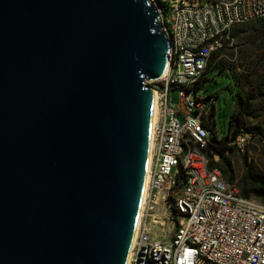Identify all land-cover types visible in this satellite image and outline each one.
I'll use <instances>...</instances> for the list:
<instances>
[{
    "label": "water",
    "instance_id": "obj_1",
    "mask_svg": "<svg viewBox=\"0 0 264 264\" xmlns=\"http://www.w3.org/2000/svg\"><path fill=\"white\" fill-rule=\"evenodd\" d=\"M150 0H0V264H126L170 41Z\"/></svg>",
    "mask_w": 264,
    "mask_h": 264
},
{
    "label": "built area",
    "instance_id": "obj_2",
    "mask_svg": "<svg viewBox=\"0 0 264 264\" xmlns=\"http://www.w3.org/2000/svg\"><path fill=\"white\" fill-rule=\"evenodd\" d=\"M150 1L170 41L169 66L146 83L156 91L158 118L145 204L126 264H264V202L242 195L211 165L206 123L216 101L199 85L233 27L264 18V0ZM245 137L240 133L230 144L242 147Z\"/></svg>",
    "mask_w": 264,
    "mask_h": 264
},
{
    "label": "rangeland",
    "instance_id": "obj_3",
    "mask_svg": "<svg viewBox=\"0 0 264 264\" xmlns=\"http://www.w3.org/2000/svg\"><path fill=\"white\" fill-rule=\"evenodd\" d=\"M241 42L239 38L232 39L224 48L216 60L219 67L209 72L210 79L203 82L202 92L205 95L214 92L218 94L215 97L213 118L208 125L212 137L226 138L236 128V125L232 128L227 126L233 112L237 110L232 99L235 96L233 91L239 89L240 94L236 97L244 101L247 107L242 115L245 122L242 134L246 136L244 145L240 147L232 144L235 148L229 150L224 157L215 156L214 152L210 157L211 161L226 170L225 174L230 182L236 183L249 196L260 199L262 195L259 184L245 179V173L249 169L264 179V49L250 47L248 51L241 50ZM241 60L244 66L241 65ZM228 66L232 68L230 72H227ZM161 229L159 225L155 227L158 233Z\"/></svg>",
    "mask_w": 264,
    "mask_h": 264
},
{
    "label": "trees",
    "instance_id": "obj_4",
    "mask_svg": "<svg viewBox=\"0 0 264 264\" xmlns=\"http://www.w3.org/2000/svg\"><path fill=\"white\" fill-rule=\"evenodd\" d=\"M263 20H264V18L256 20V21H250L247 23L238 24V25L233 27V29L231 31V38L224 44V46L221 49H219L218 51H216L212 55V57L209 61V64L207 66V69L205 71V74L202 77V79L199 81L200 86H203L204 81H207L208 79H210L209 78V76H210L209 72H213L215 69H217L219 67V66H217L216 60L219 57V55L223 52L224 48L230 44L232 39L239 38V40L242 41L241 43L243 45V48L241 50L245 49L246 51H248V49L250 47H255L256 49H264V29H263L264 23H263ZM241 65L244 66V62L242 60H241ZM227 69H228L227 72H230V70H232V68H230V66H228ZM233 93H235V96L232 99L234 101V105L236 104L235 108L237 110L235 109L236 111L233 112V114L230 118V121H229V125L227 127L232 128L234 125H236V128L233 130L231 135L228 134V136H226V138L212 137V142H213L212 148H213L214 152L219 153V155H221L222 157H224L229 150L235 148V146L230 144V141H231L230 138L236 137L237 135H239L240 133H242L245 130V122H244V119L242 118V115L247 109L246 103L244 101L237 99L236 96H238L240 94L239 89H235V91H233ZM208 95L215 98V97H217L218 94H216V92H214V93H210ZM213 113H214V108H213ZM208 123L209 122H207L206 125L209 128ZM210 155H211V152H210ZM245 163L247 164L246 159H245ZM211 165L213 167L214 166L218 167L223 172L225 177L227 178V176L225 174L226 170L223 169L220 166V164L215 163L214 161H211ZM245 179L251 180L253 182H257L259 184L260 190H261V195H262L260 200L262 202H264V179L260 178L259 176H257L255 173H253L249 169H247V171L245 173ZM239 189H240V192L242 195L249 196L240 187H239Z\"/></svg>",
    "mask_w": 264,
    "mask_h": 264
},
{
    "label": "bare ground",
    "instance_id": "obj_5",
    "mask_svg": "<svg viewBox=\"0 0 264 264\" xmlns=\"http://www.w3.org/2000/svg\"><path fill=\"white\" fill-rule=\"evenodd\" d=\"M168 62L165 67V70L162 75H164L168 70ZM153 92V104H152V112H151V124H150V136H149V152H148V162H147V169L145 174V183H144V189L142 194V200H141V206L139 211V216L137 220V226L134 236L137 234V228L141 220V214L143 212L144 204H145V198H146V191L148 187V182L150 178L149 169H150V163H151V154H152V147H153V134H154V126L158 118V104H157V94L155 90H152Z\"/></svg>",
    "mask_w": 264,
    "mask_h": 264
}]
</instances>
